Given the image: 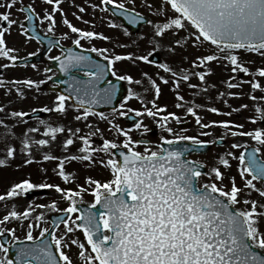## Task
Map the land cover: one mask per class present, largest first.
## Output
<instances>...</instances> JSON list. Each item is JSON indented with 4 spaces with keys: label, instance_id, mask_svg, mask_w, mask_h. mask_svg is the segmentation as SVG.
<instances>
[{
    "label": "snow or ice",
    "instance_id": "snow-or-ice-1",
    "mask_svg": "<svg viewBox=\"0 0 264 264\" xmlns=\"http://www.w3.org/2000/svg\"><path fill=\"white\" fill-rule=\"evenodd\" d=\"M63 2L43 0L37 11L35 0L31 3L0 0V59L6 61L0 63V87L8 93L14 88L15 93L24 98L25 89L39 91L46 80H52V76H47L46 80L27 77L9 80L4 76L3 72L16 67L18 61L27 64L26 58L18 55L20 48L9 43L8 37L14 30L25 42L43 39L31 23L26 26L16 19L13 9L23 14L24 21L37 17L41 24L46 21L48 33L56 31L57 14L61 13L63 23L74 37L64 32L60 40L71 39L73 47L59 44L61 54L50 56V59L58 62V71L68 74V80L58 82L66 84L67 89L55 96L51 107L12 110L7 115L16 118L17 124L26 125L32 118L30 112L67 114L72 109L76 113L74 121L83 122L87 134L81 127L49 123L37 115L38 124L43 126V137L36 139L30 135L39 134L41 127H27L21 132L19 149L14 143L5 144L0 166L9 165V158L15 159L18 155L22 156L24 165H31L37 162L34 145L51 148L58 142L63 153L48 152L42 154L41 159L56 161L55 171L64 181L76 180V176L65 169L69 161L82 162L89 170L99 168L106 175L100 178L87 175L85 183L73 188L36 183L29 174V178L12 183L0 193V201H8L26 196L30 190L54 189L60 200L67 202L66 207H60L57 199L49 204L32 202L22 209L15 205L6 207L0 216V264H264V127L245 131L243 124L231 119L205 122L200 113L202 108L228 116L240 109L225 113L219 107L194 101L185 107L188 102L179 90L181 82H187L190 88L207 92L206 77L215 73L213 64H217L229 72L224 81L228 90L218 93L225 104H229L225 97L246 95L243 91L232 90L242 89L245 84L250 87L247 94L251 100L264 102V95L258 94L264 93V63L253 68L243 58L246 53H254L264 59V0H163L159 6L157 0L152 3L145 0V8L157 17L155 21L147 19L153 26L151 46L123 53L95 45L86 48L82 43L86 39L109 41L112 37L74 25L62 7ZM72 3L75 5V0ZM75 6L81 12L87 11L83 5ZM90 6L102 12L121 14L132 23L145 19L137 12L136 0H131L130 4L127 0H99ZM78 18L83 20V16ZM105 19L111 27H119L110 17ZM85 23L94 25L95 21ZM166 35L169 37L167 43L164 41ZM48 42L53 44L51 40ZM77 47L82 51H77ZM164 48L170 53L179 50L189 67L177 70L167 62L156 61L155 55ZM189 49L199 54L194 58L183 56ZM90 53H98L103 60ZM123 62L127 65L118 68L117 64ZM143 64L170 74L179 101L175 106L184 109L185 116L194 117L203 130L200 135L186 134V129L174 126L182 123L181 115L169 111L168 104L158 103L163 91L161 82L169 83L168 76L143 71ZM134 68L140 70V78L133 74ZM44 71L48 73L52 69ZM240 73L250 78L240 77L234 83ZM193 76L204 82V86L191 84ZM121 81L129 85H143L147 81L150 88H145L144 92L151 90L153 98L149 101L142 92L129 87L127 94L118 101ZM9 84L13 87H8ZM133 99L140 102V108L129 107ZM102 104L110 105V111H100L98 106ZM6 107L0 104V112ZM248 107L241 105V108ZM255 111L257 115L248 119L264 124V103L256 104ZM130 116V126H122L119 119ZM93 117L106 123L111 137L105 135V129L94 122ZM145 117L152 118L162 131L156 140L147 136L151 129L144 122ZM0 126L6 129L5 141L8 135L15 136L13 127L5 119H0ZM214 127L224 128L225 134L214 140L201 138L213 135L209 130ZM61 134H64L62 140ZM228 135L248 137L254 143L250 145L249 140L232 143L229 150L218 154L211 167L189 158L192 151L223 143ZM94 137H99L101 142L97 144ZM71 148H76L75 154H68ZM42 171L47 173V169ZM85 194L93 197L87 207H83ZM37 208L63 215L51 219L46 217L45 211L37 212ZM21 229L24 231L22 237L17 234ZM77 233L82 234L83 239ZM73 247L75 258L70 254ZM13 248L16 249L14 257L9 255Z\"/></svg>",
    "mask_w": 264,
    "mask_h": 264
},
{
    "label": "rangeland",
    "instance_id": "rangeland-1",
    "mask_svg": "<svg viewBox=\"0 0 264 264\" xmlns=\"http://www.w3.org/2000/svg\"><path fill=\"white\" fill-rule=\"evenodd\" d=\"M98 2V0H75V5H83L87 11L81 12L79 8L75 5H73L72 0H64L63 2V8L66 10L67 17L71 22L84 29H90V30H95L98 32H103L105 35H108L112 37L111 40L105 41L103 39L96 40L95 42L94 39H86L85 42L87 41L88 43H85L86 48H90L92 45H95L96 47L100 48H109L111 50H114L116 53H123L126 51H141L148 49L151 46V40L154 38V33H153V26L149 25L148 23L146 25H143L137 33H132L130 30L123 25V23L110 15H107L105 12L93 9L90 5L93 2ZM26 3H31L32 0H25ZM127 2L130 4L131 0H127ZM149 3H152L153 0H148ZM160 3H163V0H157V6H159ZM35 4L43 5V0H35ZM145 0H136V7H137V12L142 13L145 16L148 17V19H153L154 21L157 20V17L154 16L151 11L147 10L145 8ZM46 6V5H45ZM40 7L37 8V11L40 10ZM14 17L20 21L23 20V14L20 12L16 11L13 9ZM62 14L58 13L57 14V20L59 23L57 24L56 31L52 34L58 35L61 37V35L64 32H69L70 37H74V34L70 32V29L68 28L67 25H65L61 19ZM78 16H83V20L79 19ZM105 17H110L112 20H115L116 25L119 27H111L109 25V22ZM95 21V24L91 23H85V21ZM99 22V23H98ZM41 28L43 30L47 29V22H43L41 24ZM127 29V31H125ZM47 31V30H46ZM140 37L138 40L137 38ZM155 39H159V37H155ZM9 43L11 45H14L16 47L20 48V51L18 53L19 56L21 57H26L28 53L31 52H37L40 48V45L35 43V42H25L24 38L20 35H18L15 30L12 36L8 37ZM103 40V42L101 41ZM169 40V37L166 35L164 37L165 43ZM63 44L65 45H70L71 39L65 38L63 39ZM121 45H126L127 47H121ZM202 51H206L202 50ZM61 52H52L48 56H46L44 59H42L41 63L35 64L36 67L32 66H25L23 68L20 67H14V68H9L3 72L4 76L7 77L9 80L13 79H23V78H31V79H36V80H46L47 76H53L54 71L45 73L44 69L50 64V56L53 55H60ZM96 55L99 56L98 53H95ZM161 60L160 62H167L171 66H173L175 69L180 70L183 68H188L189 65L187 61L183 59V57L179 54V50L177 53H170L167 51L166 48L161 49L157 53ZM196 54H199V52L195 49H189L188 51H185L183 53V56H189L191 55L192 58L195 57ZM243 58L246 61H249L250 66L253 68L256 65H261L264 63V59L261 57H254L252 53H246L243 55ZM254 61V64L251 62ZM6 62L5 60L0 59V63ZM127 65V62L123 63H118L117 67L118 68H123ZM213 67L216 69L215 73L212 75H209L206 77L207 81V86H208V91L207 92H201L199 88H190L189 84L187 82H181L180 85V92L182 95L185 96V101L188 102L185 104V107L190 106L191 102L194 101L196 104H207L211 106H216L219 107L223 110V112H229L232 111V109H240L239 112H233L231 116L228 115H219V114H214L209 111H206L205 109H200L201 115L205 117V122H208L211 119H216V120H227L231 119L235 121L237 124H243L246 129L248 130L250 128H256V127H264L261 123H252L248 117L257 115L255 111V105L256 104H262L264 102H261L259 100L253 101L250 99L249 95L247 93L250 92V87L249 85L245 84L242 89H232L233 91H243L246 93L244 96L240 97H225V99H228L229 104H225L222 99L219 98L218 93L220 91H227L228 89L226 88L224 81L227 79L229 72L226 70L224 67H221L220 65L213 64ZM143 71H148L150 74H154L156 72H160L161 75H166L168 76L169 83L164 84L161 82V87H162V95L158 101V103H166L168 104V110L169 111H176L179 115L182 117V121L186 117L187 120H189L190 126L186 129L187 132L186 134L189 135H200L202 129L195 123L194 117L191 116V114L185 116L184 114V109L177 108L175 105L177 102V97L175 95V91L173 90L172 87V80L173 78L170 76V74H167L163 70L159 69L156 66L148 65V64H143L142 65ZM192 71H198V69H191ZM203 70V69H199ZM11 71V72H10ZM133 74L136 75L137 78H140V70L139 69H132ZM10 73V74H9ZM11 74L15 77H11ZM240 77H243V79L247 80L250 77L247 74L240 73L239 76L237 77V81L240 79ZM125 86L127 87V91L129 87L134 88L138 92H142L147 100H151L153 98V93L152 91L144 92L145 88H150L149 84L147 81L143 85H129L127 81H124ZM191 84H197L204 86V82L199 81L198 77L193 76L191 81ZM52 84L50 83V80H46L44 84L40 86V90L36 91L35 89H25L26 91V96L24 98H20L14 91L11 93H8L7 90L4 87H0V104L6 105V109L4 112H0V119H5L7 124L10 127H13V130L15 131V136L8 135L7 141L4 140V137L6 135V129L4 126H0V158H4L5 152H4V147L6 143H14L19 149L20 147V140L22 139L21 132H23L27 127H41V132L39 134L37 133H31L30 135L33 136L36 139L42 138L43 137V126H40L38 124V121L36 118L34 119H28V122L26 125H20L16 123V118H11L7 115L8 112L12 110H24V111H30L31 108H42L43 106L47 105L51 107L53 105V101L55 99V96L59 93L49 90L46 85ZM212 85H215L216 87H212ZM8 87H13V85L9 84ZM259 95H264V93H259ZM211 97V99H209ZM165 99L167 101H165ZM183 103V102H181ZM242 104H247L249 105L248 108H241ZM231 105V107H229ZM136 107L140 108L141 104L139 101L133 99L132 101L129 102V107ZM151 106V105H149ZM43 112V115L39 118L44 119L48 121L49 123L53 124H64L66 127H70L75 125L76 127H81L84 129V134H87V129L84 128L83 122H76L74 121V116L75 112L72 109H69L67 114L63 113H57V112ZM106 113L109 111H105ZM94 122L99 123L100 127L105 129V135L111 137L112 133L107 131V125L105 122H100L97 120V118L93 117L91 118ZM119 122L121 123L122 126L128 127L130 124L126 123L123 118L119 119ZM144 122L148 124L149 128L153 126L152 124H156L155 121L152 118L145 117ZM177 129H179L178 125H175ZM160 129V128H159ZM239 130V129H238ZM213 133L211 136H201L202 139H210L214 140L216 139L217 136H223L226 132V130L222 127H214L210 129ZM162 134L161 129L159 130L158 135L152 138V140H156L160 135ZM166 134V133H163ZM147 136L150 137L149 133H147ZM64 138V134L60 135V140ZM13 138L16 139V141H13ZM151 138V137H150ZM95 141L97 144L101 142L99 137H94ZM122 139V137H121ZM244 140H249V144H253L254 142L250 140L248 137H232L231 135H228L225 137V145L224 146H219V147H213L206 155H199V154H192L191 157L193 159H198L204 162L207 167H211L214 165V163L217 160L218 154H223L225 151L229 150L231 148V144L234 142H243ZM234 150V149H233ZM76 148H71L69 150L68 154H75L76 153ZM238 151V150H236ZM48 152H51L55 155H61L63 153V149L59 147V143L55 142L51 148H39L34 145V155L36 156V160H39L37 162H34L30 166L24 165L23 164V158L22 156H17L12 162V158H9V165L7 166H0V193L6 191L9 186L14 183L18 182L22 178L29 177V172L28 169L29 167H32V165L38 166L37 170V175L38 178L40 179L36 183L40 182H47V180H43L46 178V175L49 174L51 176V181L58 180V173L55 171L57 167V162L56 161H42L41 157L42 154H46ZM16 166L20 165L18 170H12L11 171V166ZM42 169H47V173L42 171ZM65 169L67 172L72 173L76 176V180L72 181L73 184H71V187L77 188L79 184L85 183V178L87 175H92L94 177L100 178L102 176L106 175V172L102 171L99 168H93L89 170L86 165L82 162L78 161H69L65 163ZM233 173L235 172V169L232 170ZM30 176H32L30 174ZM68 183V182H67ZM62 185V184H61ZM63 186V185H62ZM40 190V189H34L33 191ZM47 192L45 193L47 196L46 198H39L38 196L40 195H26V196H21L19 198L15 199H10L8 201H0V216H2L5 213V209L11 208L13 205H15L17 208L22 209L23 207L27 206L29 203L35 202V204H42L40 203V200H43L44 204H49L53 199H57L60 202V207H66L67 202L60 200L59 193H57L54 189H46ZM254 196L256 195L255 193L253 194ZM85 203L90 202L93 197L89 194H85ZM39 211H45L46 217H49L52 213L55 211H49L47 209H40L37 208V212ZM49 223V221H48ZM13 226V225H9ZM18 235L21 237L24 235V231L18 230L17 232ZM38 234V230H37ZM77 235L80 237V239H83L82 234L77 233ZM75 253L76 249L73 247V249L70 251V254L74 256L75 258Z\"/></svg>",
    "mask_w": 264,
    "mask_h": 264
},
{
    "label": "water",
    "instance_id": "water-1",
    "mask_svg": "<svg viewBox=\"0 0 264 264\" xmlns=\"http://www.w3.org/2000/svg\"><path fill=\"white\" fill-rule=\"evenodd\" d=\"M114 15H116L119 18H121L124 21V23L129 26V28H130V30L132 32H136L139 29V26L142 23L145 22V19H144V20H141L139 23H132L131 21H129L126 17H124L121 14H114ZM29 23H31L33 26H35L36 31L40 33V31H39V29L37 27V24H36V19H34L33 21H25V25L26 26ZM41 36L43 37V39L42 40H39V41L42 42V43H44V45H46V50L42 54H40V55L33 56L32 58L27 59V62H36V61H39V59L49 51V49L53 46V44L59 45V39L57 37L46 36V35H42V34H41ZM49 40L53 41V44H49V42H48ZM23 63H24V61H18L17 62V64H20V65L23 64ZM54 63H55V67L58 69V62L54 61ZM59 72H60L59 73V76L54 79L55 81L62 82V81H65V80H68L69 79L68 74L63 73L61 71H59ZM60 85H61V88L60 87L57 88L59 91H65L67 89V85L66 84L60 83ZM124 91L125 90H124V88L121 85L120 94H118V97H117V100L118 101L122 99V96L124 94ZM104 108H111V106L110 105H103V104L98 106V109L99 110H102ZM185 143L186 142H182V144H185ZM210 147H211V145H207V146H205L203 148H200L199 150L202 153H206V152H208V150L210 149ZM52 219H55V216L52 217ZM15 252H16V249L13 248V249L10 250L9 255L14 257Z\"/></svg>",
    "mask_w": 264,
    "mask_h": 264
}]
</instances>
